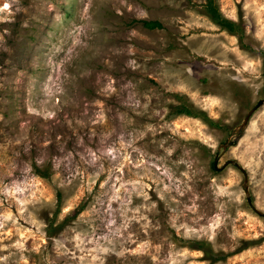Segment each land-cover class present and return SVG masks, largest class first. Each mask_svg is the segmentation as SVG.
I'll list each match as a JSON object with an SVG mask.
<instances>
[{
	"label": "rangeland",
	"instance_id": "rangeland-1",
	"mask_svg": "<svg viewBox=\"0 0 264 264\" xmlns=\"http://www.w3.org/2000/svg\"><path fill=\"white\" fill-rule=\"evenodd\" d=\"M259 101L264 0H0V264H264Z\"/></svg>",
	"mask_w": 264,
	"mask_h": 264
},
{
	"label": "trees",
	"instance_id": "trees-1",
	"mask_svg": "<svg viewBox=\"0 0 264 264\" xmlns=\"http://www.w3.org/2000/svg\"><path fill=\"white\" fill-rule=\"evenodd\" d=\"M206 11L210 17V20L216 24L217 26L221 27L223 30L227 31L228 33H233L237 32V27L230 21L221 18L220 14L218 13L217 9L215 6L212 5L211 2H209L206 5ZM143 27L148 29V30H153V29H159L161 26L157 22H143ZM177 112L184 114V115H189L190 112L186 109H180ZM42 178H45V175L41 174Z\"/></svg>",
	"mask_w": 264,
	"mask_h": 264
},
{
	"label": "water",
	"instance_id": "water-1",
	"mask_svg": "<svg viewBox=\"0 0 264 264\" xmlns=\"http://www.w3.org/2000/svg\"><path fill=\"white\" fill-rule=\"evenodd\" d=\"M264 101H259L258 102V105L257 106H260ZM254 114V108L252 110H250L247 115L245 116L244 120H243V124L240 126L238 132L240 133V131L246 127L247 123L249 122L250 118L252 117V115ZM216 164V161L214 163V165ZM242 189H243V192L245 194V198H246V202L251 206V208L256 212L258 213L260 216L264 217V214L262 213H259L257 212L253 207H252V204L250 203V196L248 194V189H247V186H246V179L244 180V183L242 185Z\"/></svg>",
	"mask_w": 264,
	"mask_h": 264
},
{
	"label": "snow or ice",
	"instance_id": "snow-or-ice-1",
	"mask_svg": "<svg viewBox=\"0 0 264 264\" xmlns=\"http://www.w3.org/2000/svg\"><path fill=\"white\" fill-rule=\"evenodd\" d=\"M5 7H7V5H5Z\"/></svg>",
	"mask_w": 264,
	"mask_h": 264
}]
</instances>
